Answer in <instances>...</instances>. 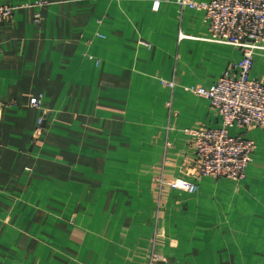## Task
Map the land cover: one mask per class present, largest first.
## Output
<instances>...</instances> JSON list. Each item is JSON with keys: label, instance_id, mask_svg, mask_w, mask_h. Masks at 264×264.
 I'll return each mask as SVG.
<instances>
[{"label": "crops", "instance_id": "0c3cea01", "mask_svg": "<svg viewBox=\"0 0 264 264\" xmlns=\"http://www.w3.org/2000/svg\"><path fill=\"white\" fill-rule=\"evenodd\" d=\"M0 3L17 8L0 33V264H264V128L245 133L256 150L239 183L200 176L186 133L223 125L186 88L241 59L211 40L204 11ZM252 78L264 81V48Z\"/></svg>", "mask_w": 264, "mask_h": 264}, {"label": "built area", "instance_id": "2783aa9c", "mask_svg": "<svg viewBox=\"0 0 264 264\" xmlns=\"http://www.w3.org/2000/svg\"><path fill=\"white\" fill-rule=\"evenodd\" d=\"M176 4L181 8L204 11L211 40L233 46L241 53V59L210 88H186L187 92L207 99L218 110L222 127L186 133L195 147L194 166L200 176L242 182L256 150L255 142L246 138L245 133L264 128V81L252 78L254 57L264 48V0H214L210 3L176 0ZM159 6L157 2L155 9ZM16 9L0 3V33L3 23L12 19ZM168 85L172 87L174 83ZM33 106L41 110L37 133L42 134L48 116L40 100ZM233 128L241 132L232 135L230 130ZM158 185L191 194L198 191L195 183L184 179L171 182L160 179Z\"/></svg>", "mask_w": 264, "mask_h": 264}]
</instances>
